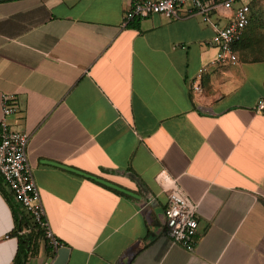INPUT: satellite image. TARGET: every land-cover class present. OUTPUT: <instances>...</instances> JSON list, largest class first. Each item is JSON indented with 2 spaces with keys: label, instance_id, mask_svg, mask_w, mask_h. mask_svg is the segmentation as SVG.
Returning a JSON list of instances; mask_svg holds the SVG:
<instances>
[{
  "label": "crops",
  "instance_id": "obj_1",
  "mask_svg": "<svg viewBox=\"0 0 264 264\" xmlns=\"http://www.w3.org/2000/svg\"><path fill=\"white\" fill-rule=\"evenodd\" d=\"M218 1H233L221 23L243 5ZM245 1L239 64L199 76L216 54L199 15L125 24L129 0H0V121L14 94L9 123L30 135L64 244L53 254L41 238L23 264H264V40L252 9L264 0ZM163 171L199 206L194 251L168 235ZM24 215L20 235L34 226ZM16 225L0 192V264L18 255Z\"/></svg>",
  "mask_w": 264,
  "mask_h": 264
},
{
  "label": "built area",
  "instance_id": "obj_2",
  "mask_svg": "<svg viewBox=\"0 0 264 264\" xmlns=\"http://www.w3.org/2000/svg\"><path fill=\"white\" fill-rule=\"evenodd\" d=\"M189 8L187 13L182 10ZM231 11L233 1L218 0H129V8L125 13V24L135 19H146L159 15L169 20L199 15L205 23L211 25L214 35L210 46L216 51L207 67L199 70L202 76L210 68L236 66L240 57L236 46L243 41L249 24L251 8L248 4L240 5L232 15H225L226 23L214 20L219 9ZM199 92L201 86L193 85ZM2 119L0 121V175L6 187L15 196L17 203L30 217L34 226L41 229L53 254L63 247V242L56 236L47 219L42 203L40 190L31 168L27 147L30 135L14 130L9 119L19 112L17 98L14 94H3L1 98ZM264 112V101L258 105ZM159 183L168 197V205L164 213V221L168 235L173 244L180 245L187 251H194L198 243L199 221L198 204L194 203L183 190L178 180L163 171Z\"/></svg>",
  "mask_w": 264,
  "mask_h": 264
},
{
  "label": "trees",
  "instance_id": "obj_3",
  "mask_svg": "<svg viewBox=\"0 0 264 264\" xmlns=\"http://www.w3.org/2000/svg\"><path fill=\"white\" fill-rule=\"evenodd\" d=\"M261 28H264V23ZM239 44L236 46L237 49H238ZM114 191L119 194L127 195L125 192L119 191L117 189H114ZM0 192L3 194V196L9 203L10 207L12 208L15 222L17 224L16 229L14 230V234L17 235V237L20 240V248H19V252L15 259L14 264H23V262L25 263L29 259V257L32 256L33 246L36 245L37 240L41 238L45 239V236H44L43 231L36 226H31L30 230H28L29 231L28 234H23V235L19 234V232L23 231V226L26 223L28 218L26 217V215H24V212L21 209V206L17 204L14 194L10 192L8 188L6 187V184H5V181L2 175H0Z\"/></svg>",
  "mask_w": 264,
  "mask_h": 264
},
{
  "label": "rangeland",
  "instance_id": "obj_4",
  "mask_svg": "<svg viewBox=\"0 0 264 264\" xmlns=\"http://www.w3.org/2000/svg\"><path fill=\"white\" fill-rule=\"evenodd\" d=\"M242 4H248L245 0L240 1ZM254 12V21L255 22H263L264 23V1L258 3V5H253L252 7ZM262 23V24H263ZM258 27V26H256ZM262 35V39L264 40V28L259 27Z\"/></svg>",
  "mask_w": 264,
  "mask_h": 264
}]
</instances>
